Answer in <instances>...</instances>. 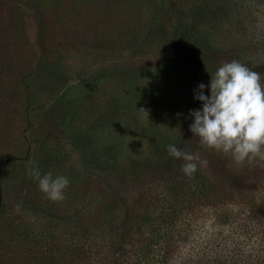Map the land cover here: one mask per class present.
Listing matches in <instances>:
<instances>
[{
  "label": "rangeland",
  "instance_id": "1",
  "mask_svg": "<svg viewBox=\"0 0 264 264\" xmlns=\"http://www.w3.org/2000/svg\"><path fill=\"white\" fill-rule=\"evenodd\" d=\"M0 2L8 5L21 57L35 65L36 73L20 82L19 94L35 131L16 143L24 157L35 160L28 165L16 161L3 174L22 175L34 167L75 177L90 189L115 188V173L135 175L150 160L169 158L170 144L196 152L199 141L190 131L189 113L202 108L195 99L198 85L210 84V73L231 51L228 44L244 39L242 27L250 28L251 20L264 40V9L244 14L245 22L237 25L227 13L230 0L205 4L204 17L211 21L220 15L223 29L217 33L209 25L214 43L200 58L181 48L171 28L173 21L184 19L176 9L187 11L195 0ZM238 60L245 61L242 53ZM204 94L210 96V88ZM224 232L230 243L229 227ZM255 240L250 245L258 247ZM196 247L198 252L201 247Z\"/></svg>",
  "mask_w": 264,
  "mask_h": 264
},
{
  "label": "trees",
  "instance_id": "2",
  "mask_svg": "<svg viewBox=\"0 0 264 264\" xmlns=\"http://www.w3.org/2000/svg\"><path fill=\"white\" fill-rule=\"evenodd\" d=\"M195 1L187 11L176 9L184 19L171 28L181 48L200 58L214 43L209 25L217 33L223 29L220 15L212 23L203 9L222 0ZM230 1L227 13L237 25L245 22L244 14L264 9V0ZM6 4L0 2V264H264V160L236 164L230 155L199 143L191 153L207 165L192 177L181 172L182 159H154L135 175L115 173L112 189L81 187L67 176L70 184L60 201L41 192L29 172L3 174L16 161L35 160L16 145L35 131L19 95L20 82L36 75L35 65L21 57ZM251 22L250 28L242 27L244 39L228 44L225 60H238L242 53V63L264 81V40ZM254 236L258 247L250 245ZM192 244L194 251L184 252Z\"/></svg>",
  "mask_w": 264,
  "mask_h": 264
},
{
  "label": "clouds",
  "instance_id": "3",
  "mask_svg": "<svg viewBox=\"0 0 264 264\" xmlns=\"http://www.w3.org/2000/svg\"><path fill=\"white\" fill-rule=\"evenodd\" d=\"M210 75V84L201 83L195 91V99L202 102V108L189 113L193 120L189 127L194 138L208 149L230 155L236 164L257 158L264 160V81L261 73L232 60L222 63ZM206 88H210V96L204 94ZM139 111L148 115L144 109ZM166 150L170 157L184 161L181 172L187 177H192L198 167L207 165L198 154L175 145H168ZM28 174L49 199L65 198L70 184L66 176H53L52 172L41 174L38 168H30Z\"/></svg>",
  "mask_w": 264,
  "mask_h": 264
}]
</instances>
